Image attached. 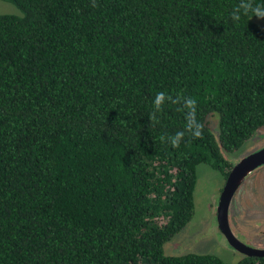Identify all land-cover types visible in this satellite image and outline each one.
I'll use <instances>...</instances> for the list:
<instances>
[{
	"label": "trees",
	"instance_id": "trees-1",
	"mask_svg": "<svg viewBox=\"0 0 264 264\" xmlns=\"http://www.w3.org/2000/svg\"><path fill=\"white\" fill-rule=\"evenodd\" d=\"M3 1L20 13L0 14V264H228L164 245L197 166L225 179L264 128V19L234 22L239 0ZM179 94L203 134L173 148Z\"/></svg>",
	"mask_w": 264,
	"mask_h": 264
},
{
	"label": "rangeland",
	"instance_id": "rangeland-1",
	"mask_svg": "<svg viewBox=\"0 0 264 264\" xmlns=\"http://www.w3.org/2000/svg\"><path fill=\"white\" fill-rule=\"evenodd\" d=\"M19 14L16 6L10 2L0 0V14ZM264 29V22L257 20ZM215 123L213 126H215ZM258 135L250 138L239 150L231 153L230 158L237 160L255 148ZM225 179L217 170L201 163L197 166V179L194 189V214L190 222L164 245L166 254H178L188 251L195 253H214L226 263L234 264L241 258V254L232 248L223 237L218 228L216 205L224 185ZM263 183V184H262ZM264 164L256 167L235 191L229 207L228 218L234 235L243 243H256L264 245V236L260 233V223L257 228L250 227L245 219L250 217L259 208L264 207ZM255 199L256 205L253 204ZM263 200V202H262ZM261 205H259V203ZM237 203V204H236ZM244 208V217L239 213V206ZM244 205V206H243ZM259 208H256V207ZM254 210H251L253 209ZM264 222V221H263ZM264 228V227H262ZM264 232V229L262 230Z\"/></svg>",
	"mask_w": 264,
	"mask_h": 264
},
{
	"label": "water",
	"instance_id": "water-1",
	"mask_svg": "<svg viewBox=\"0 0 264 264\" xmlns=\"http://www.w3.org/2000/svg\"><path fill=\"white\" fill-rule=\"evenodd\" d=\"M264 164V146L240 158L230 168L216 205L218 228L227 243L245 255H264V248L251 247L240 241L233 233L228 218L230 202L239 185L256 167Z\"/></svg>",
	"mask_w": 264,
	"mask_h": 264
},
{
	"label": "clouds",
	"instance_id": "clouds-1",
	"mask_svg": "<svg viewBox=\"0 0 264 264\" xmlns=\"http://www.w3.org/2000/svg\"><path fill=\"white\" fill-rule=\"evenodd\" d=\"M93 7H96L95 0L92 3ZM231 19L234 22H239L241 17H248L251 19L255 17L257 19H264V3H256L255 0H239V2L232 8ZM183 100V105L178 110H183L185 112V124L184 129L177 131L168 137V144L173 148H178L181 141L184 139L186 133L191 134L193 138H200L203 134V124L197 120V102L192 97H184L179 94L173 104H179L180 100ZM165 100L164 92H158L153 101L157 110L160 109L161 104ZM150 121L153 123L157 122V118L154 114H150ZM161 141L165 139L162 135L160 137Z\"/></svg>",
	"mask_w": 264,
	"mask_h": 264
},
{
	"label": "flooded vegetation",
	"instance_id": "flooded-vegetation-1",
	"mask_svg": "<svg viewBox=\"0 0 264 264\" xmlns=\"http://www.w3.org/2000/svg\"><path fill=\"white\" fill-rule=\"evenodd\" d=\"M256 135H258L259 136V139L257 140V144H255V148H253L252 150H250L248 153H250V152H252V151H254L255 149H257V148H259V147H261V146H264V128L263 129H261V130H259L258 132H256L255 133ZM254 134V135H255ZM248 153H246L245 154V156L248 154ZM244 157V156H243ZM242 158V157H241ZM263 184V183H262ZM263 188H264V185L262 186ZM233 197V196H232ZM253 200V204L254 205H256V202H255V199H252ZM262 202H263V200H262ZM262 202H260L259 203V205H261V203ZM237 204V203H236ZM244 206V205H243ZM239 213H241L242 214V216L244 217V215H245V213H244V208L242 207V205H240L239 207ZM256 208H259L258 206L256 207ZM251 210H254V207H253V209H251ZM259 211H255V213L254 214H252L250 217H248V218H246L245 219V222L250 226V227H254V228H257V223L259 222L260 223V225L259 226H261L260 228H259V230L261 231V235L262 236H264V232L262 231L264 228H262V227H264V207L263 208H259L258 209ZM245 218V217H244ZM233 231V230H232ZM224 237V236H223ZM246 245H248V246H251V247H256V248H264V245H262L261 243H260V241H257L256 243H252V244H250V243H245ZM239 254H241L242 255V253H240L239 252Z\"/></svg>",
	"mask_w": 264,
	"mask_h": 264
}]
</instances>
